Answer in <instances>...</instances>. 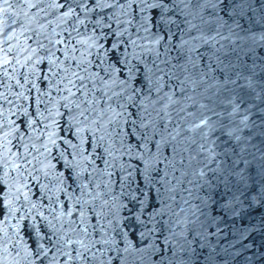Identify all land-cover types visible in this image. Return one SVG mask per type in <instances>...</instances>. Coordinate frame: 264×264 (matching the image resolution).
Instances as JSON below:
<instances>
[{
  "label": "snow or ice",
  "instance_id": "obj_1",
  "mask_svg": "<svg viewBox=\"0 0 264 264\" xmlns=\"http://www.w3.org/2000/svg\"><path fill=\"white\" fill-rule=\"evenodd\" d=\"M207 189L222 214L201 219ZM254 205L264 4L0 0V264H193L229 235L205 264H254L236 222Z\"/></svg>",
  "mask_w": 264,
  "mask_h": 264
}]
</instances>
